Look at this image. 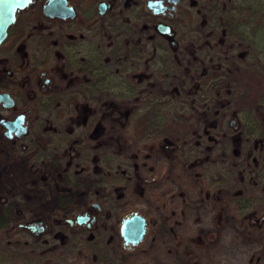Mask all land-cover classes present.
Listing matches in <instances>:
<instances>
[{
	"label": "flooded vegetation",
	"instance_id": "af4514ba",
	"mask_svg": "<svg viewBox=\"0 0 264 264\" xmlns=\"http://www.w3.org/2000/svg\"><path fill=\"white\" fill-rule=\"evenodd\" d=\"M214 17L209 0L17 9L0 42V148L5 171L27 169L24 198L44 197V212L13 224L41 218L40 237L25 229L44 254L264 264L262 112L237 86L256 72Z\"/></svg>",
	"mask_w": 264,
	"mask_h": 264
},
{
	"label": "rangeland",
	"instance_id": "374dc122",
	"mask_svg": "<svg viewBox=\"0 0 264 264\" xmlns=\"http://www.w3.org/2000/svg\"><path fill=\"white\" fill-rule=\"evenodd\" d=\"M256 48L258 60L264 59V41L256 36ZM249 85V95L252 96V104H256V100L260 99L264 94V76L261 73L252 72L246 79ZM248 107H251L248 102ZM248 109V108H247ZM259 111V110H258ZM257 117L261 113L257 112ZM227 136L228 148L226 154L232 156L234 143ZM230 161H233L231 159ZM226 162L227 168L231 167V163ZM7 162L6 153L0 148V196L5 195L9 198V204L2 203L0 197V264H93L88 260H75L73 258L64 257L58 251H51L49 254L46 249L35 251L30 245V238L19 230H14L13 224L23 218H30L35 213H42L45 210L46 202L42 194H37L32 200H26L24 195L27 194L26 182L28 180L27 169L20 165L14 164L10 172L4 170V165ZM226 168V170H228ZM3 172V173H2ZM12 172V173H11ZM20 187V193L15 191ZM23 189V190H22ZM60 203L57 196L50 197L49 204ZM264 205V195L262 201ZM3 233L7 236L4 239Z\"/></svg>",
	"mask_w": 264,
	"mask_h": 264
},
{
	"label": "trees",
	"instance_id": "16d2710c",
	"mask_svg": "<svg viewBox=\"0 0 264 264\" xmlns=\"http://www.w3.org/2000/svg\"><path fill=\"white\" fill-rule=\"evenodd\" d=\"M209 12L211 17L214 14V18L217 21L221 17L223 24L220 27L226 29L229 37L228 41L244 44L250 50L255 72L264 76V59L258 60L256 52V36L264 41V0H209ZM246 68L243 70L241 68V70L244 71ZM247 70L248 68L245 71ZM237 86L241 89H250L246 79L237 83ZM256 105L257 110L262 112V116L257 117L256 120V133L259 140H262V144L259 147V156L264 159V94L260 99L256 100ZM14 230H19L29 237L30 245L35 251L44 250L45 246L42 245V242L31 235L27 229L15 228ZM3 236L5 239L7 234L3 233Z\"/></svg>",
	"mask_w": 264,
	"mask_h": 264
},
{
	"label": "water",
	"instance_id": "95a60500",
	"mask_svg": "<svg viewBox=\"0 0 264 264\" xmlns=\"http://www.w3.org/2000/svg\"><path fill=\"white\" fill-rule=\"evenodd\" d=\"M29 1L30 0H0V42L6 35L9 23L15 20L17 9L25 6ZM162 27L170 29V27L165 24H162ZM19 226L31 230L36 237H40L47 229V226L44 225L41 218L26 223H20Z\"/></svg>",
	"mask_w": 264,
	"mask_h": 264
}]
</instances>
